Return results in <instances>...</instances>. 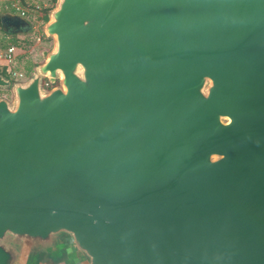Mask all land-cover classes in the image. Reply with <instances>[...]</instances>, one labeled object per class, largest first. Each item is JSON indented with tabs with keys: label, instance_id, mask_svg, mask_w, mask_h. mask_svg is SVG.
<instances>
[{
	"label": "water",
	"instance_id": "1",
	"mask_svg": "<svg viewBox=\"0 0 264 264\" xmlns=\"http://www.w3.org/2000/svg\"><path fill=\"white\" fill-rule=\"evenodd\" d=\"M42 31L0 73V264H264V0H54Z\"/></svg>",
	"mask_w": 264,
	"mask_h": 264
},
{
	"label": "rangeland",
	"instance_id": "2",
	"mask_svg": "<svg viewBox=\"0 0 264 264\" xmlns=\"http://www.w3.org/2000/svg\"><path fill=\"white\" fill-rule=\"evenodd\" d=\"M26 0L25 3H30L34 5L35 10L29 9V7L26 6V11L32 14V17L27 19L30 21V28L19 34H9V39H13V45L16 47V52L13 62L10 64L13 68L17 69L25 66L28 62L32 64H38L41 63L44 60V56L42 55V51H49L53 47V40L52 38H47L45 34L42 31V25L43 21L40 19V13L37 11L40 7V5H49L48 0ZM35 5H39L38 8H35ZM54 6V3L52 4ZM30 73L27 74V77ZM26 79L24 77L22 80ZM21 80V79H20ZM17 80V81H20ZM15 81V80H14ZM6 97L8 100H11L12 93L8 89H0V97ZM38 254H45L44 252H38L37 254H31L32 257H37ZM63 258H67V251L63 254ZM39 256V257H40ZM53 256V255H51ZM49 263V262H47Z\"/></svg>",
	"mask_w": 264,
	"mask_h": 264
},
{
	"label": "built area",
	"instance_id": "3",
	"mask_svg": "<svg viewBox=\"0 0 264 264\" xmlns=\"http://www.w3.org/2000/svg\"><path fill=\"white\" fill-rule=\"evenodd\" d=\"M41 6H45V5H43L42 3L40 7ZM38 7L39 5H35V8H38ZM5 9L6 11L16 13L24 18L28 17V11H26L27 9L24 10L17 2L13 0L7 1V3L5 4ZM15 49H16L15 46L9 45L4 50L0 51V60H3L5 64L10 65L13 62L14 57H15ZM8 73H9V76L12 78V80H20V79L22 80L25 77L24 73H22L21 71H16L12 68L8 69ZM44 86L48 87L50 85L47 81H44Z\"/></svg>",
	"mask_w": 264,
	"mask_h": 264
},
{
	"label": "flooded vegetation",
	"instance_id": "4",
	"mask_svg": "<svg viewBox=\"0 0 264 264\" xmlns=\"http://www.w3.org/2000/svg\"><path fill=\"white\" fill-rule=\"evenodd\" d=\"M66 239L67 235H62L58 243L67 245ZM66 250L67 246H64L62 248H58L53 256L49 254H41V256L38 254L37 257L29 256L26 264H63L66 262V258H63V254L66 252Z\"/></svg>",
	"mask_w": 264,
	"mask_h": 264
},
{
	"label": "trees",
	"instance_id": "5",
	"mask_svg": "<svg viewBox=\"0 0 264 264\" xmlns=\"http://www.w3.org/2000/svg\"><path fill=\"white\" fill-rule=\"evenodd\" d=\"M49 2V5H46V6H41L37 11L40 13V16H41V20L43 21V22H45L46 20H47V14H48V11L52 8V4L54 3V0H48ZM24 5H25V7L27 6V7H29V9H33L34 7H33V5L32 4H30V3H24ZM33 10H35V9H33ZM5 11V10H4ZM4 11H2V12H4ZM8 33H5V32H3V31H1L0 30V50H2V49H5L7 46H9V45H13V39H9V37H8ZM35 64H33V65H30V66H28L27 67V74L28 73H30V71H31V69H32V67L34 66ZM4 75H6V76H8L9 78H11L10 76H9V74L7 73V72H5V71H3L2 72ZM12 79V78H11ZM48 87H50V86H48Z\"/></svg>",
	"mask_w": 264,
	"mask_h": 264
},
{
	"label": "crops",
	"instance_id": "6",
	"mask_svg": "<svg viewBox=\"0 0 264 264\" xmlns=\"http://www.w3.org/2000/svg\"><path fill=\"white\" fill-rule=\"evenodd\" d=\"M7 1L8 0H0V12H2V11H6V9H5V4L7 3ZM13 1H15V2H17L24 10H26V7H25V5H24V3L26 2V0H13ZM33 2H35L34 0H32ZM29 18H31L32 17V14H30L29 13V16H28ZM32 18H34V17H32ZM9 37V36H8ZM12 45V44H11ZM14 46V45H13ZM8 47V46H7ZM6 47V48H7ZM16 48V47H15ZM2 50H4V49H2ZM2 50H0V51H2ZM15 52H16V49H15ZM15 54H17V53H15ZM31 65V63H27V64H25V66H22V67H20V68H18L17 67V69H15V68H13L11 65H7V64H5V62L3 61V60H0V73H2L3 71H5V72H7L8 73V69L9 68H12V69H14V70H16V71H21L22 73H24V75H25V77L27 78V67L28 66H30ZM33 65V64H32ZM34 67V66H33ZM33 67H32V69H33ZM31 69V70H32ZM31 72V71H30ZM9 74V73H8ZM66 262H67V260H66ZM66 262L65 263H63V264H66Z\"/></svg>",
	"mask_w": 264,
	"mask_h": 264
}]
</instances>
